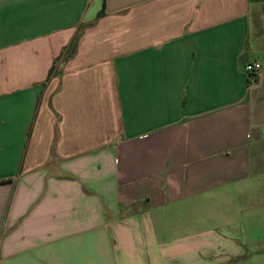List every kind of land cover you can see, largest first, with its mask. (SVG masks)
Listing matches in <instances>:
<instances>
[{
  "label": "crops",
  "instance_id": "crops-1",
  "mask_svg": "<svg viewBox=\"0 0 264 264\" xmlns=\"http://www.w3.org/2000/svg\"><path fill=\"white\" fill-rule=\"evenodd\" d=\"M255 3L0 0V264H264Z\"/></svg>",
  "mask_w": 264,
  "mask_h": 264
},
{
  "label": "trees",
  "instance_id": "trees-1",
  "mask_svg": "<svg viewBox=\"0 0 264 264\" xmlns=\"http://www.w3.org/2000/svg\"><path fill=\"white\" fill-rule=\"evenodd\" d=\"M250 1H258V2H264V0H250ZM102 15H104V9L102 7V9L97 13L96 18L101 17ZM87 24L85 23H81L80 26L78 27V32H76V34L72 37V39L70 40V42L64 46V48H62L61 52L59 53V55H57L56 57L53 58L52 60V65L48 71V75L44 81V84L46 82H48L53 76L60 74L61 72V65L63 63H65L66 61H68L70 58H72L77 50V45H78V41L80 38V35L83 31V29L85 28ZM60 65V67L58 68V66ZM56 69H58V71H55Z\"/></svg>",
  "mask_w": 264,
  "mask_h": 264
},
{
  "label": "rangeland",
  "instance_id": "rangeland-1",
  "mask_svg": "<svg viewBox=\"0 0 264 264\" xmlns=\"http://www.w3.org/2000/svg\"><path fill=\"white\" fill-rule=\"evenodd\" d=\"M251 24H252V31L255 32V34H263L264 35V2H256L252 11H251ZM259 57L261 59H264V55L258 53ZM60 65L58 66V68ZM55 71H58L56 69Z\"/></svg>",
  "mask_w": 264,
  "mask_h": 264
},
{
  "label": "built area",
  "instance_id": "built-area-1",
  "mask_svg": "<svg viewBox=\"0 0 264 264\" xmlns=\"http://www.w3.org/2000/svg\"><path fill=\"white\" fill-rule=\"evenodd\" d=\"M244 69H245L248 73H250V74H252V75H256V74H258V73L260 72V70H261V64H260V62H258V61L247 62V63L245 64Z\"/></svg>",
  "mask_w": 264,
  "mask_h": 264
}]
</instances>
